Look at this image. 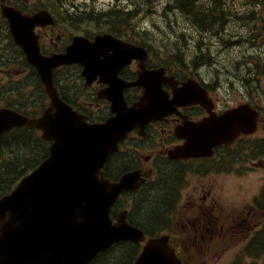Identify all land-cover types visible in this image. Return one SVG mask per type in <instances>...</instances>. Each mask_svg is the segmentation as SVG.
<instances>
[{
    "label": "water",
    "instance_id": "obj_1",
    "mask_svg": "<svg viewBox=\"0 0 264 264\" xmlns=\"http://www.w3.org/2000/svg\"><path fill=\"white\" fill-rule=\"evenodd\" d=\"M5 1L1 14L14 41L36 68L49 103L36 117L0 107V136L14 127H29L39 129L41 137L51 143L48 156L0 197V264H89L114 243L144 240L143 230L129 224L124 212L116 222L109 215L119 194L136 189L143 177L135 170L110 181L102 168L129 131H142L149 121L171 112L172 103L185 99L183 92L175 91L174 99L169 100L156 70L151 71L156 79L150 83L143 79L124 83L117 78L124 64L132 58L144 59L146 50L110 34L96 35L93 41L75 35L63 52L41 54L34 28L53 24L51 13L46 9L23 13ZM73 63L83 66L86 84L96 75L108 82L109 87L99 96L111 102L114 114L103 122L89 123L59 96L53 69ZM133 84L146 85V90L128 106L122 90ZM256 122L255 110L210 112L196 123L176 128V134L186 141L168 153L176 158L209 155L212 146L254 131ZM133 264H180V260L169 236L161 235L146 240Z\"/></svg>",
    "mask_w": 264,
    "mask_h": 264
},
{
    "label": "flooded vegetation",
    "instance_id": "obj_2",
    "mask_svg": "<svg viewBox=\"0 0 264 264\" xmlns=\"http://www.w3.org/2000/svg\"><path fill=\"white\" fill-rule=\"evenodd\" d=\"M25 2L26 0H15L12 3L25 9ZM168 18L169 25L172 28H180V32L174 31L169 35L172 42L171 47L166 50L165 58H159L153 53L158 50L152 51L146 47L148 57L143 62V67L139 65V60H132L118 73L119 77L130 82L137 80L144 69L149 71L163 68L160 80L162 89L168 94V99L173 98L174 89L183 92L185 96L181 104L173 105L172 113L148 123L142 136L139 135L138 129L131 131L120 144L119 151L124 154L122 153L117 161L105 165V172L111 179H118L122 174L134 170H140L144 177L138 189L121 193L113 212L116 218L120 210H127V220L137 225L139 223L134 220L138 212L132 209L133 199L148 181L153 183L152 188L154 184L157 186L160 180L162 184L163 182L167 184L170 188L169 202L172 203L175 201L176 193L181 192L186 182L194 176L202 178L203 184L208 180L210 172L219 174L226 172L229 173L228 176H238V172L231 171L232 165L238 162L233 159L237 153L234 148L238 140L214 145L209 156L169 158L166 154L167 150L184 142V139H179L174 133V129L184 122H197L210 115V112L220 115L225 110H237L238 105L248 104L250 107L241 110H257L258 127L249 137L241 135L239 138L248 137L251 152H247L250 156H247L246 161L251 159L252 164H264V136H257V133L264 128V0H214L213 11H204L198 15L171 11ZM0 22H3L2 18ZM44 31H47L46 28L38 29L40 43L46 44L47 51L44 53L61 51L62 46L51 37L48 43L43 42ZM111 33L123 40L140 44L134 38L120 37ZM59 38L58 35L57 39ZM15 51L20 55L18 49ZM14 55V51L9 52L5 63H0V74L11 71L8 66L13 63L11 61ZM25 71L26 69L20 68L15 72L20 75ZM56 83L61 93L58 79ZM71 86L66 97L75 110L87 116L89 122H100L111 115L109 103L97 96L98 91L105 84L99 83L98 79L94 81L87 87L88 95L85 98L75 90V85ZM142 92L143 86L135 85L125 88L123 94L130 104L137 100ZM138 140L143 142L146 140L148 144L150 143L151 153L144 156V159L139 155H128L124 151L127 144H133ZM255 149L259 155H255ZM133 158L134 160H131ZM255 158H259L260 161L254 162ZM117 162H126V165L118 167ZM165 166L169 170L168 177L160 178L159 174ZM195 186L196 184L194 188ZM198 188L205 189V187ZM259 195H264V179L253 202L250 203L256 210L252 215L255 222L252 223V219L244 218L242 219L244 222L238 221L246 231L249 230L246 239H250L253 234L259 235L264 230V205L259 207L256 203L264 197ZM212 199V195L206 191L198 202L201 204L195 205L197 201L191 197L194 203L192 204L195 205L192 209L198 210L199 222H203L202 225L205 226L204 232L194 237L210 242L213 241L212 239L235 240L237 235L231 229L237 223L231 222L230 225L223 223L221 213L217 215L214 211L215 201ZM257 212H259L258 217H256ZM192 221L195 223V217ZM199 226L201 230V224ZM225 228L231 229L227 233ZM142 244L138 243L140 248Z\"/></svg>",
    "mask_w": 264,
    "mask_h": 264
},
{
    "label": "rangeland",
    "instance_id": "obj_3",
    "mask_svg": "<svg viewBox=\"0 0 264 264\" xmlns=\"http://www.w3.org/2000/svg\"><path fill=\"white\" fill-rule=\"evenodd\" d=\"M114 1L116 0H68L66 1V5L71 8V4L68 2L77 4V10H81V15H85L87 11L94 13L97 9L98 11L106 9ZM131 1H134L135 3V0H129L127 3L125 2V6L130 5L131 7ZM168 1L169 0H149L146 5L147 10L144 12L145 15L131 20L132 31L127 30V33L124 32V35H130L131 37L134 36L137 40L149 45L150 49L153 51H161L160 55L164 56L167 53V51H165V46H169L168 41H165L164 39V35L171 33V29L167 27V20L163 14L164 7L167 5ZM52 2L53 0H42V2H40L41 4L46 3V5H51V8L53 7L58 20V25L54 28H48L47 31L42 33L44 37L43 42L48 43L50 41V37L52 40L56 41L57 35L64 34L65 36L70 37L72 34H75V31H80L81 29L93 31L96 30L97 25L100 23V20H94L91 21V24L82 25L81 27L76 28L73 25L67 24L65 20L62 19L63 14L60 3L55 4L53 2L52 4ZM26 3L29 8H33L38 3V0H27ZM143 21L146 25V29L141 27ZM173 24L175 25L174 22ZM9 43L8 38H6L5 29H3L0 33V61L1 58H3L4 53L8 50V48H10ZM15 61L17 60L15 59ZM17 68L18 66L11 68L13 70V77L9 78L10 85H14V82L18 78L14 72ZM65 75L71 77V75L67 73H65ZM24 83H30L36 86L35 80L32 78V73H30V76L26 79V81H24ZM77 90L81 89L77 88ZM30 93L33 94V91L29 88L21 89V92L18 90L16 96L17 98L23 99L29 106L34 107L35 104H37L36 102L38 101V96L32 95V97H30ZM85 93V91L82 92L81 90L79 95L85 98ZM43 101L45 102L46 100L42 98V102ZM6 102L11 103L13 102V99L0 98V105L1 103ZM261 135L264 136V128L257 133V136ZM149 144L147 141L140 142L138 140L133 142L132 145L127 144L126 150L130 153L134 152L136 155H139L142 159H144V156L151 153ZM234 149L235 151L237 150V153L233 159H236L238 162H235L232 165L231 171L238 172V176H228L227 174L229 173L226 172L221 174L210 172L211 174L204 184L202 183V178L194 176L193 179L191 178L186 182V185L182 188L181 192L176 193L174 202L175 210H171L170 212V218L173 215V219L170 220L172 221L171 228L174 232L172 242L180 250L181 254L187 261V264H198L199 261L204 262L205 264H262L261 258H253L251 255V252L254 251V249L246 243L248 240V238L246 239V235L249 230L246 231V228H244L240 222L238 223V221L244 218L247 220L252 219V223L255 222L252 215L256 212V210L252 208L250 203L253 202V198L258 193L260 185L263 182L264 164H252L251 159L246 161L248 156L247 152H251L247 137H244L243 141L239 142ZM258 161H260V159L255 158L254 162ZM240 173H242L241 175L243 176H241ZM195 184L196 186L194 188ZM198 187H205L206 191L212 195V201H215L214 211L217 215L219 212L221 213V221L223 223L227 225H230L231 222L237 223V225L232 227L235 230L230 228L231 231L237 235L235 240L227 241L212 239V242L209 240V242L205 243L197 237L196 241L192 245L186 243L183 235L186 233L187 228L191 229V235H193L194 232L197 234L204 232L205 226L202 225L203 222H199L198 210L192 209L195 205L201 204L198 202L202 199L204 193L206 192L205 189L202 190ZM191 197L197 201V204L193 205L194 203L191 201ZM257 204L259 207L264 205L259 202ZM258 213L259 212H257L256 217H258ZM193 217H195V223L192 221ZM159 222H161L160 219L158 221H154L153 223L150 221V223H147L145 227L148 228L149 231L155 232L160 227ZM242 222L244 221L242 220ZM190 224H192V226ZM199 224L202 226L201 230ZM230 229L225 228L227 233ZM167 230L169 231L168 228ZM255 241H260V239ZM256 246H258V244ZM116 249L112 251V256ZM129 253L130 254L126 255L125 258L119 257L116 259L113 264H127L133 255L132 252ZM112 256L108 258L107 263L110 262L109 260Z\"/></svg>",
    "mask_w": 264,
    "mask_h": 264
},
{
    "label": "trees",
    "instance_id": "obj_4",
    "mask_svg": "<svg viewBox=\"0 0 264 264\" xmlns=\"http://www.w3.org/2000/svg\"><path fill=\"white\" fill-rule=\"evenodd\" d=\"M66 1L67 0H53L55 4L60 3V6L64 5L62 7L63 11H61L65 15L62 18L65 21H70L72 25H77V23L86 22L88 20H100V23L97 26H100V28L107 27L110 30H116L120 28V26H123L124 28L131 27V20L135 19L140 14L141 17L145 15L144 12L147 10L146 5L149 2V0H135V7L133 8L127 5L126 7H123L122 10L109 8L105 11H94V13L88 11L85 15L78 16L74 13V10L65 4ZM39 2H42V0H39ZM41 5L51 8V5H46V3ZM173 5L174 7H177L179 11L185 13L189 12L190 14L194 15H198L204 11L214 10V0H175ZM170 6L171 5H166L164 7V14H166ZM51 9L54 12L53 7ZM118 32H122V30H118ZM70 73H72V71H70ZM59 84L63 98L69 102L66 95L69 94L70 88L72 86H68L67 83L63 82L62 79H59ZM39 88V94L41 93V95L44 97L42 88L40 86ZM40 102H42V98ZM18 108L24 109L25 107ZM18 111L34 116L39 114L41 110ZM47 155L48 142L40 137L38 130L31 128H15L4 133L0 138V196L3 193L9 191L23 175L37 166ZM117 155H119V153H115L110 156L108 163L117 161L115 159V156ZM117 166L121 167L124 166V164L123 162H117ZM168 171L169 170L165 166L159 177L167 178L169 174ZM108 174H110L109 171ZM169 190L170 188L167 186V184L164 182L162 184L160 180L157 186L154 184L153 188L146 187L145 193L141 194V196L137 198L135 202V210L138 212L135 216V221L153 236L155 233L149 231V229L145 226L147 223H150V221L153 223L159 219L161 222H159L160 227L158 229H162L165 225H167V214L171 210V208H168L171 204V202H169L168 196ZM258 239L259 238H255L250 246L254 247L257 244L264 245V239L255 241ZM120 247L116 249L115 256H112V258L109 260L111 261L109 264L113 263L119 257L125 258L126 255L130 254L129 252L135 253L137 250V245L132 243H125L121 248ZM256 247V254H261L264 252V247L262 249H260L258 246Z\"/></svg>",
    "mask_w": 264,
    "mask_h": 264
}]
</instances>
